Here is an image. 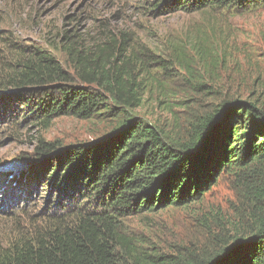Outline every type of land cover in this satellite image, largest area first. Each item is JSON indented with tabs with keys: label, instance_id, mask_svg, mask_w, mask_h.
<instances>
[{
	"label": "trees",
	"instance_id": "obj_1",
	"mask_svg": "<svg viewBox=\"0 0 264 264\" xmlns=\"http://www.w3.org/2000/svg\"><path fill=\"white\" fill-rule=\"evenodd\" d=\"M145 3L159 14L264 6V0ZM61 38L44 45L0 31V131L28 121L47 126L64 115L99 118L111 131L64 147L41 140L34 173L47 180L52 197L56 189L61 196L50 207L66 196L79 200L44 214L22 208L25 224L10 215L14 229L0 241V264H264V94L243 97L241 60L229 39L202 30L155 51L131 31L88 39L70 29ZM178 67L190 79L203 74L198 89L212 82L221 90L210 94L221 97L210 111L183 129L138 112L155 96L177 121ZM226 175L246 199L234 208L235 218L206 207V193ZM8 176L13 186L32 179ZM191 206L202 208L194 223L208 236L203 245L158 243L128 222Z\"/></svg>",
	"mask_w": 264,
	"mask_h": 264
},
{
	"label": "rangeland",
	"instance_id": "obj_2",
	"mask_svg": "<svg viewBox=\"0 0 264 264\" xmlns=\"http://www.w3.org/2000/svg\"><path fill=\"white\" fill-rule=\"evenodd\" d=\"M144 5L148 7L145 0H0V31L45 45V40L53 37L61 40L62 34L70 29L80 30L88 39H99L110 32L123 30L133 32L151 49L163 51L171 39L188 41L194 33L204 30L212 39H229L231 52L240 56L245 81L242 85L247 87L243 97H250L254 91L251 96L255 97L260 92L264 94L263 5L247 9L204 10L193 14L180 11L159 14L156 10L149 11ZM196 77L190 79L186 71L177 69V97L173 104V107L177 106V121L164 104L157 105L155 96L145 99V104L138 109L139 114L152 122L189 128L194 116L206 114L214 106V100L221 98L210 95L218 96L221 90L219 86L213 88L215 85L208 76L205 82H211L210 89H198L197 83L202 81L203 74L197 71ZM24 113V110H17L15 114L24 117ZM3 125L0 123V128ZM110 131L111 126L99 118L83 119L70 115L54 118L47 126L34 121L23 122L16 128L13 123L6 125L0 131V187H4L0 189V241H5L14 229L11 225L14 219H10V215L21 219V224L27 223L28 215L22 214L20 209L26 207V212L32 215L44 214L50 210H62L74 200H79L78 195L75 199L66 196L57 201L56 206L50 207L60 193L56 189L52 197L47 180L37 178L34 173L39 162L34 152L41 140L64 147L96 142ZM9 173L10 178L14 175L15 178L29 176L32 179L24 185L13 186ZM7 190H10L8 201L4 192ZM48 199L50 203H47ZM245 200L238 197L235 181L227 175L205 195L206 207H221L229 218H235L234 208L242 206ZM201 209L197 206L169 208L129 218L128 222L132 231L144 232L158 243H187L189 246L200 242L203 245L208 236L194 223Z\"/></svg>",
	"mask_w": 264,
	"mask_h": 264
}]
</instances>
